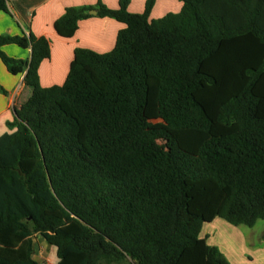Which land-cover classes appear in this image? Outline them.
<instances>
[{
    "label": "trees",
    "instance_id": "1",
    "mask_svg": "<svg viewBox=\"0 0 264 264\" xmlns=\"http://www.w3.org/2000/svg\"><path fill=\"white\" fill-rule=\"evenodd\" d=\"M179 1L151 20L155 0L140 14L130 0L65 8L60 37L90 10L124 28L107 53L74 49L64 82L46 88L47 39L0 36L29 92L0 135V232L38 235L77 264H230L203 226L264 222V0ZM9 44L29 58L5 55ZM32 254L29 242L25 260L0 264H37Z\"/></svg>",
    "mask_w": 264,
    "mask_h": 264
},
{
    "label": "crops",
    "instance_id": "2",
    "mask_svg": "<svg viewBox=\"0 0 264 264\" xmlns=\"http://www.w3.org/2000/svg\"><path fill=\"white\" fill-rule=\"evenodd\" d=\"M146 0H130L127 10L140 14L144 10ZM102 4L110 9L119 8V0H6L5 10L0 11V36H19L22 32L31 33L36 38L47 39L50 47V57L41 62L38 68L41 87L61 85L68 73L76 48L89 49L96 53H107L115 44L116 35L124 28L122 23L110 18H99L96 15L78 23V29L71 38L60 37L54 30V22L63 14L65 8L91 6ZM182 3L179 0H155L149 19H159L169 13H178ZM2 51L10 58L25 60L29 58V49L20 48L14 44L5 45ZM0 132L6 123L14 117L13 108L24 101L29 92L23 86V74L12 75L0 60ZM11 116V119L9 118ZM217 219V218H216ZM214 219L208 225H212ZM220 230H227L216 224ZM239 227V226H238ZM219 230V231H220ZM218 231V232H219ZM238 232L239 231H235ZM231 231V232H233ZM201 237L210 245H216L230 264H264V242L260 238L249 243L246 251L235 254L224 244L219 246L210 242L209 233ZM246 237L243 236V245ZM29 242L33 249L32 258L37 264H54L51 246L38 235L30 239L13 235L11 230L0 232V256L9 260H25ZM246 248V247H245ZM72 254H69V257ZM73 264H77L83 255L75 254ZM67 257L65 259H67Z\"/></svg>",
    "mask_w": 264,
    "mask_h": 264
},
{
    "label": "rangeland",
    "instance_id": "3",
    "mask_svg": "<svg viewBox=\"0 0 264 264\" xmlns=\"http://www.w3.org/2000/svg\"><path fill=\"white\" fill-rule=\"evenodd\" d=\"M9 118L11 119L10 115H9ZM9 132L10 130L7 127H5L3 128L2 132H0V135H2L3 133H9ZM30 163L31 161L25 162L23 164V167L25 169L29 168ZM216 224H220L227 230L225 231L220 230L218 227H215ZM64 230L68 233H78L79 232L78 226L73 223L67 224ZM233 230L239 231L240 233L234 232ZM263 230H264V222L261 220H258L252 228H248L245 226L234 227L226 223L224 220L217 218L212 225L205 224L203 226L201 235L203 236L204 234H206V231H212L211 233H209V236H208V239L210 242L216 243L219 246H221V244H224L226 247H229L233 253L241 254L243 250L244 251L248 250L247 249L248 247H251V248L253 247V246H250L249 243L256 242L260 238V235L262 234ZM243 236L246 237L245 238L246 241L244 245H243V240H244ZM50 248L52 250V260L54 264H73L74 256H76L75 254L70 255L69 257H67V259H57L55 256V248L54 247H50ZM127 262L128 261L124 262V264H128Z\"/></svg>",
    "mask_w": 264,
    "mask_h": 264
},
{
    "label": "water",
    "instance_id": "4",
    "mask_svg": "<svg viewBox=\"0 0 264 264\" xmlns=\"http://www.w3.org/2000/svg\"><path fill=\"white\" fill-rule=\"evenodd\" d=\"M88 13H89V15H92V16L96 15V11L95 10H90Z\"/></svg>",
    "mask_w": 264,
    "mask_h": 264
}]
</instances>
